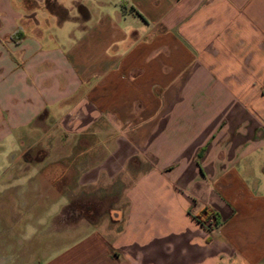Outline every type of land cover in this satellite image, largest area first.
<instances>
[{
	"label": "crops",
	"instance_id": "crops-1",
	"mask_svg": "<svg viewBox=\"0 0 264 264\" xmlns=\"http://www.w3.org/2000/svg\"><path fill=\"white\" fill-rule=\"evenodd\" d=\"M11 222L0 264H264V0H0Z\"/></svg>",
	"mask_w": 264,
	"mask_h": 264
},
{
	"label": "rangeland",
	"instance_id": "rangeland-1",
	"mask_svg": "<svg viewBox=\"0 0 264 264\" xmlns=\"http://www.w3.org/2000/svg\"><path fill=\"white\" fill-rule=\"evenodd\" d=\"M139 175H136V174H128V175H124L123 177L120 176L119 179L117 180L118 182V186H119V189L118 191H114V192H111L109 194V198H107L106 200L108 201H112V202H121L123 201L122 200V193H123V188H126L127 186H131L133 184L134 181H136L138 179ZM254 179V177H253ZM41 189H39L35 194H34V199L37 200V205H35V207H30V206H27V207H22V208H16L14 211L16 212V215L18 216H24V217H30L32 215H34V213H36V211H44L45 208H43L42 204L45 202V198L42 197L43 195H46L45 191L42 189V185L40 186ZM101 214L99 215H89L87 216L86 219L84 220H87V221H83V223L81 224V229L79 231L76 232V229L75 227H72L71 228V232L74 234H76L75 236H73L71 239H65V240H47V239H41V238H34L33 241H31V244L32 243H38V248H42L44 246H46V241H53L54 243V246L55 247H61V245L65 244V245H69V244H72L75 243L77 240H78V237L79 235H82L84 234L86 231L90 230L93 225L98 221V219L102 218L100 216ZM45 216V215H44ZM42 217V216H41ZM44 218V219H43ZM41 226L39 228V232H43L45 231V229H47L52 223L51 221H47L48 219H45V217H42L41 219ZM106 220V219H104ZM110 222V221H109ZM108 221L107 222H100L98 224V227L100 230H103L105 232H107L104 228L107 226V224L109 223ZM11 225L13 227H16L14 229H9L7 231V234L6 236H3L0 240L3 241L5 240V248L7 250L8 253H10L12 255V257L14 256V254L16 253V250H24L25 249V241H21L18 236H17V230L18 228L21 229V227L24 226V223L23 222H20V223H8V226ZM53 225L57 226L58 224L55 222L53 223ZM73 226L75 224H72ZM100 225V226H99ZM115 228L118 227L117 226H114ZM22 230V229H21ZM111 231V230H110ZM115 231V230H113ZM109 232V231H108ZM16 233V234H15ZM78 233V234H77ZM30 244V243H29ZM9 254V255H10Z\"/></svg>",
	"mask_w": 264,
	"mask_h": 264
},
{
	"label": "built area",
	"instance_id": "built-area-1",
	"mask_svg": "<svg viewBox=\"0 0 264 264\" xmlns=\"http://www.w3.org/2000/svg\"><path fill=\"white\" fill-rule=\"evenodd\" d=\"M205 216H206V218H207V220H208L209 222H213V221H214V214H213V213H211V212H206V213H205Z\"/></svg>",
	"mask_w": 264,
	"mask_h": 264
}]
</instances>
